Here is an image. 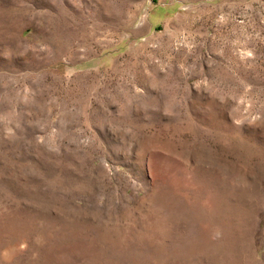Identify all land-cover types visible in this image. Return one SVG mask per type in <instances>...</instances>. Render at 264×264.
<instances>
[{"label":"rangeland","instance_id":"obj_1","mask_svg":"<svg viewBox=\"0 0 264 264\" xmlns=\"http://www.w3.org/2000/svg\"><path fill=\"white\" fill-rule=\"evenodd\" d=\"M0 264H264V0H0Z\"/></svg>","mask_w":264,"mask_h":264}]
</instances>
